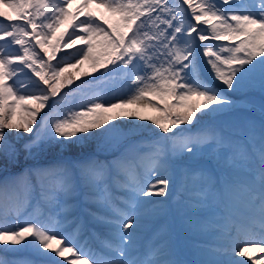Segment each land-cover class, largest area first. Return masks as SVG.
<instances>
[{"label": "snow or ice", "instance_id": "6c2138e0", "mask_svg": "<svg viewBox=\"0 0 264 264\" xmlns=\"http://www.w3.org/2000/svg\"><path fill=\"white\" fill-rule=\"evenodd\" d=\"M182 3L187 9L175 0H0V159L6 162L0 166V245L31 248L42 257L31 264H185L176 258L170 222L143 252L136 243L144 206L167 217L174 196L182 228L215 235L212 258L201 264L264 262L249 255L253 248L264 253V103L259 121L223 122L237 110L226 93L239 92L257 73L264 93V0ZM63 49L75 51L57 60ZM85 61L93 70L85 76L100 75L73 94L93 95L60 115L58 105L67 99L62 90L80 79L65 74ZM110 81L121 87H101ZM129 106L165 115L128 113L155 129L134 124L125 131L109 114ZM97 129L92 138L115 136L123 151L106 161L73 157L72 149ZM13 132L28 134L20 148L8 135ZM54 149L59 158L40 165ZM21 152L33 164L12 173L7 165H18ZM153 196L165 199H142ZM81 198L105 210L88 216L108 238L85 229L77 214ZM6 251L18 249L0 248ZM0 264L11 261L0 255Z\"/></svg>", "mask_w": 264, "mask_h": 264}, {"label": "rangeland", "instance_id": "374dc122", "mask_svg": "<svg viewBox=\"0 0 264 264\" xmlns=\"http://www.w3.org/2000/svg\"><path fill=\"white\" fill-rule=\"evenodd\" d=\"M242 2L245 3V4H248V5H252L254 0H242ZM178 4H180V3L178 2ZM185 9H186V7H185ZM100 11L102 12L103 10H100ZM107 15L108 14L105 13V16H107ZM186 15H187V11L185 13V16ZM189 16H191L190 10H189ZM60 31L63 32L64 31V27H61ZM57 35H59V33H57ZM0 43H2V42H0ZM205 43H208V42H205ZM215 43H217V42H215ZM219 43H227V42H219ZM18 49H19V46H18ZM69 50L70 49H63L62 51L58 52L57 55L58 54H65ZM37 51H39L38 48H37ZM73 51H75V49L70 50L69 53L65 54V55L68 56ZM41 55H42V53H41ZM61 57H65V56H63V55L62 56H57V60H59ZM52 63L55 64V63H57V61H54V62L52 61ZM25 71L27 72V70H25ZM101 71H104V70L101 69ZM92 72H93L92 67H91L90 63L87 62V61H85L83 64L79 65L77 68H70L68 70V73H66L65 75L71 74L73 76H79L80 79H77L75 81V83L72 84L71 86L65 87L62 90L61 95L64 96L65 94H67V93L71 92L72 90L76 89L77 85H80L79 81H89V80H91L90 76H85L84 74L85 73H92ZM97 73H93V75H91V77L95 78ZM27 75H28V77H31V73H27ZM31 79L35 80L36 78L35 77H31ZM21 80H22V82H26V77L23 74L21 76ZM255 82H260L259 81V77H257L256 74L248 82H246L245 86L241 90H245V91L248 90L247 88H251V83H255ZM9 83H11V81H9ZM108 84H115V83L110 81V82H108ZM40 87L42 88L43 85H40ZM256 88H258V87H256ZM28 90H33L34 91L35 89H33L31 85H29V89ZM241 90L239 92H237V93H226V95H228L229 98L232 99L236 103L237 110L234 113H232L234 115L230 114L229 116L224 117L223 118V122L224 123H230V122H232L234 120H237L239 118H249V117L259 121L260 117H257V116H254V115L250 114L248 109H249V107L251 105H253V107L259 108L260 105L262 103H264V99H262V97L257 96V95H252V94H248V93L245 94L246 92L241 93ZM89 92L90 93H88L87 95H85L84 93L83 94L76 93L75 95H73V97H75V99H77L78 97L81 98V99H78L77 101L75 100L77 102L76 103V108L80 107L84 102H86L87 99H89L93 95V93H91V91H89ZM244 94L247 95V96L240 97L241 95H244ZM118 95H120V94H118ZM55 98L50 99L49 102H48V107L43 109L40 112V114L38 115V117H37V126L41 122L42 118L50 111V107L53 104V100ZM103 98L105 99V97H103ZM75 101L71 100V104L75 103ZM154 102L155 103H160L161 107H163V102L162 101L154 99ZM174 102L175 101H173V102L169 101V103H174ZM58 106H60V105H58ZM28 107H34V105L29 104ZM138 107L139 106H129L128 108H124V109H116L113 113H110L109 115H116L119 118L117 120L111 121V123L123 126L125 131H127V129L129 127L133 126L134 124H147V125H150V128L155 129V125H152L150 120L140 121L137 117L126 115L128 113H133V111L137 112V108ZM151 110H152L151 112H153V113H151L149 115H143V116L151 117V118H159V117H162L163 115H165L164 112L155 111L153 108ZM59 111H60V109H59ZM239 111H240V114L237 113ZM19 117H20V112H19V110H17V119H19ZM205 119H207V118H205ZM105 127H107V125ZM181 127H184V126H181ZM5 131L7 132V130H5ZM100 131H102V129H97V130H94L93 132H90L88 134L89 135V139L85 142V144L83 146H81V147L73 148L72 151H71V154H76V153L85 154L87 152L86 150L90 149L91 151H95L94 154H90V155L95 156L97 159H99L101 161H106V160H110V159L114 158V157H103V158L100 157L101 153L99 151H101V150H110L111 148H113V147H115L117 145L115 136H113L111 138L102 137V136H96L95 138H92L95 132H100ZM156 131H158V129H156ZM8 135L13 138L12 142L14 144H16V146L18 148H20L23 145V143H25L27 141V138H28V134H24V133L17 134L15 132H13V133H9ZM18 136H23L24 139H20V140L16 139V137H18ZM133 138L140 139V137H133ZM97 150H99V151H97ZM109 154L110 153H108V155ZM65 155H68V153H65ZM59 156H60L59 150L58 149H54L48 156L42 158L39 161V164L40 165H47L49 163H53V162H55L56 159L59 158ZM19 160H20V163L18 165H15V166L7 165L10 168L11 172H20L22 170L21 167H22L23 163H33V161H31V160H29L27 162L24 161V153L23 152H21ZM41 162H48V163H41ZM5 165H6V162L3 159H0V166H5ZM28 166H30V165H28ZM0 174H2V173H0ZM150 208H151L150 205L144 206L143 217L141 219V222L145 223L147 221L146 217H147V214H148V210ZM175 208L174 207L172 208L173 211H175ZM92 209H96V208H90V206L84 204L83 201H82V198L78 201L77 214L80 216L81 220L84 222L85 228H87V226H88V220L91 223H93L91 221L90 217L88 216V212L90 210H92ZM96 210H99V209H96ZM175 213H176V211H175ZM178 219H180L179 216H178ZM161 222L166 223V222H170V220L166 219V220L160 221V222L155 223V224H150L149 223V224H146V226H150L151 228L150 227H146V226H143V228H141V230L138 233V238H139L140 241H142V244H137L138 247H141V248L142 247H146L149 243L153 242L154 236H155L156 232L158 231ZM11 226L12 225H10V227ZM141 226H142V224H141ZM104 230H105L104 232L107 233V230L106 229H104ZM88 232H90V231L88 230ZM187 245L191 246V245H193V243H187ZM196 245L203 246L200 243H196ZM204 245L207 248L210 247L208 244H204ZM11 247H14V248L18 249V251H6V252H2L1 254L3 256L8 257V258H10V257H12L14 255H18L20 258H22L25 255L24 249H27V248H24L22 245H16V246H11ZM92 247L96 248V249H99L100 245H96V244H94L92 242ZM1 248H8V247H1ZM32 253H33V255H36L33 252V250H32ZM196 256H194L196 258V260H198V258H200V257L203 258V259L204 258H211L209 255H207L206 251H204V250H201V251L197 252ZM176 258L182 260L181 257L178 254H177ZM57 259H59V258H57ZM182 261H184V260H182ZM24 263L25 264H31L30 261H25ZM185 264H191V263L185 262Z\"/></svg>", "mask_w": 264, "mask_h": 264}, {"label": "bare ground", "instance_id": "6f19581e", "mask_svg": "<svg viewBox=\"0 0 264 264\" xmlns=\"http://www.w3.org/2000/svg\"><path fill=\"white\" fill-rule=\"evenodd\" d=\"M258 74V73H257ZM259 76V75H258ZM152 108H147V107H138L137 108V112H134L133 111V113H137L138 115H141L142 114V116L143 115H149V114H151V113H153V112H151L152 110H151ZM253 252L254 253H258V251L255 249V248H253Z\"/></svg>", "mask_w": 264, "mask_h": 264}]
</instances>
